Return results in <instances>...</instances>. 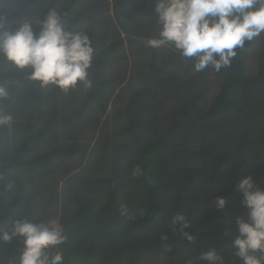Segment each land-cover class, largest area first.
Listing matches in <instances>:
<instances>
[{
    "label": "trees",
    "instance_id": "obj_1",
    "mask_svg": "<svg viewBox=\"0 0 264 264\" xmlns=\"http://www.w3.org/2000/svg\"><path fill=\"white\" fill-rule=\"evenodd\" d=\"M112 2L0 0L6 30L38 33L55 11L93 47L87 80L67 90L0 55V234L58 220L48 255L62 264H244L236 185L264 187V32L230 67L196 72L172 45L148 46L157 0ZM23 247L0 239V264H20Z\"/></svg>",
    "mask_w": 264,
    "mask_h": 264
},
{
    "label": "clouds",
    "instance_id": "obj_2",
    "mask_svg": "<svg viewBox=\"0 0 264 264\" xmlns=\"http://www.w3.org/2000/svg\"><path fill=\"white\" fill-rule=\"evenodd\" d=\"M154 11L160 31L157 38L147 41L148 46L172 45L181 56L194 58L196 72L206 68L220 72L230 67L236 49L264 32V0H157ZM5 23L6 17L0 16V55L21 69L30 66L31 79L64 90L87 80L93 57L89 37L66 31L55 11L38 22V33L29 22L14 31L6 30ZM8 119L3 117L0 123ZM236 188L243 197L247 218H237L239 235L233 246L244 264H261L255 253L264 256V187L245 175ZM224 206L225 200L217 198V207ZM180 220L183 217L178 216L176 221ZM62 233L58 220L48 225L16 220L11 233L0 234V239L22 238L20 264H62L59 253L48 255L50 248L63 241ZM202 259L214 261L217 257L208 252Z\"/></svg>",
    "mask_w": 264,
    "mask_h": 264
},
{
    "label": "rangeland",
    "instance_id": "obj_3",
    "mask_svg": "<svg viewBox=\"0 0 264 264\" xmlns=\"http://www.w3.org/2000/svg\"><path fill=\"white\" fill-rule=\"evenodd\" d=\"M108 1L110 2L111 6L113 7V2H112V0H108ZM171 103H172V101H171Z\"/></svg>",
    "mask_w": 264,
    "mask_h": 264
}]
</instances>
